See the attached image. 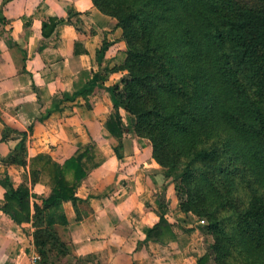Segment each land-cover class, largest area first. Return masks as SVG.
Wrapping results in <instances>:
<instances>
[{"label": "trees", "instance_id": "obj_1", "mask_svg": "<svg viewBox=\"0 0 264 264\" xmlns=\"http://www.w3.org/2000/svg\"><path fill=\"white\" fill-rule=\"evenodd\" d=\"M92 1L117 19L127 44L120 66L127 76L105 87L115 107L106 128L121 141L120 107L136 117V134L151 141L154 159L179 182L181 209L207 221L216 264H264V0ZM62 24L76 25L72 12L44 20L43 37ZM98 81L95 76L65 99L86 95ZM20 134L22 152L28 132ZM115 152L123 159L118 146ZM31 160L32 174L50 178V194L24 183L16 187L4 174L3 209L65 244L54 228L68 223L62 204L70 200L78 218L86 214L78 187L106 157L91 141L62 163L45 153ZM32 198L42 201L33 215ZM159 216L147 237L176 238L172 223L163 212ZM210 259L206 252L197 264Z\"/></svg>", "mask_w": 264, "mask_h": 264}, {"label": "crops", "instance_id": "obj_2", "mask_svg": "<svg viewBox=\"0 0 264 264\" xmlns=\"http://www.w3.org/2000/svg\"><path fill=\"white\" fill-rule=\"evenodd\" d=\"M69 11L76 25H59L52 37L44 38L43 21L50 16L66 17ZM126 52L117 19L103 13L92 0H0V177L7 174L14 186L24 183L47 196L52 189L48 175L32 180L34 156L45 153L62 163L87 142L118 140L106 128L115 107L105 87L121 83L128 73L116 68L124 62ZM95 76L99 83L92 91L65 99ZM119 112L122 138L136 147L123 159L138 160L143 167L120 169L124 161L104 153L106 160L77 190L83 198L79 206L86 214L78 218L72 202L64 201L68 223L54 228L75 255L106 254L107 264H197L198 256L177 228L176 238L165 242L147 237L162 213L156 203L161 186L147 181L163 172V167L154 159L150 141L138 135L127 137L131 128L124 123L126 110L120 107ZM134 122L130 121L131 127ZM25 131L28 134L20 152V133ZM129 173L135 180L143 179V202L133 200L132 182H123L117 193L105 194L118 182L117 177ZM5 193L0 183V264H27L39 253L33 238L35 226L32 220L17 222L3 209ZM120 193L121 197H115ZM35 202L42 205L40 199L32 198V215Z\"/></svg>", "mask_w": 264, "mask_h": 264}, {"label": "rangeland", "instance_id": "obj_3", "mask_svg": "<svg viewBox=\"0 0 264 264\" xmlns=\"http://www.w3.org/2000/svg\"><path fill=\"white\" fill-rule=\"evenodd\" d=\"M255 0H244V2L252 3ZM120 65H117L116 68H120ZM128 73L125 74L127 76ZM121 84V83H120ZM122 87V85H121ZM120 93L119 99L120 101L123 100L124 93ZM90 105V104H89ZM115 112V111H114ZM45 114V112H42ZM40 116V115H39ZM42 117V115L40 116ZM122 118V117H121ZM124 123L126 127H130L131 129L127 132V137L130 136H137L134 125L131 127L130 121H135L136 117L126 111V115L124 117ZM129 134V136H128ZM136 138V137H135ZM145 138V137H144ZM146 140L150 141L148 138H145ZM95 141L100 150L103 152V154L107 153L109 157L116 158V152L115 149L118 146L120 153L124 156L126 154L131 153L135 150V146L133 142H126L125 140L119 141V140H113L112 142L108 140L103 142ZM91 142V141H90ZM89 143V142H87ZM151 143V141H150ZM86 144V143H85ZM106 154V155H107ZM122 164H120V169H124L125 166L128 167H143L142 165H139V161L137 160H124L121 159ZM127 161V162H125ZM121 163V161H120ZM126 170V169H124ZM128 171V170H127ZM123 172L122 170L119 171V173ZM129 172V171H128ZM167 169L163 168V172H159L154 178L148 179L147 182L149 184H152L153 182L159 184L161 186V189L156 194V203L160 207L161 211L165 214L166 218L169 220L171 218L173 228H177L178 231L181 232V238L186 242L185 244L190 245V247L193 248V253L196 256H200L206 252L211 253V259L210 264H216V262L213 259V251L210 248L211 243L213 242V235L208 230L207 221L204 218H201L191 212H185L180 207L181 199H183L184 194L182 192H178L176 190L177 186L179 185V182L175 175L168 176L166 174ZM32 180L35 182L38 180V177L35 173L31 175ZM43 177H47V174H42ZM118 176V175H117ZM36 179V180H35ZM117 183L115 182L114 185H111L109 189L106 191L105 194H109L111 191L115 190L114 192L117 193V188L123 184V182H132V187L135 189V195H132L133 200L135 202H143V179L135 180L133 178L132 173H129L127 177H123L122 179H119L118 177ZM134 192V191H133ZM121 194V193H120ZM122 194L116 195L115 197H121ZM170 220V221H171ZM33 238L37 245L38 250L42 252V263L43 264H80V263H86L87 260H92L96 264L95 258H98L97 264H107L106 260V254H97V255H88V256H78L75 255L72 252L71 245L69 243L61 244L53 237V235H50L47 232H39L36 230L33 231ZM182 257V256H181Z\"/></svg>", "mask_w": 264, "mask_h": 264}, {"label": "built area", "instance_id": "obj_4", "mask_svg": "<svg viewBox=\"0 0 264 264\" xmlns=\"http://www.w3.org/2000/svg\"><path fill=\"white\" fill-rule=\"evenodd\" d=\"M42 256L40 253H35L27 264H41Z\"/></svg>", "mask_w": 264, "mask_h": 264}]
</instances>
